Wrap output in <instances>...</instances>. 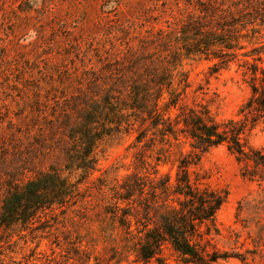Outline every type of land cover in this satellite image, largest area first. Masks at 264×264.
I'll list each match as a JSON object with an SVG mask.
<instances>
[{"label":"rangeland","instance_id":"rangeland-1","mask_svg":"<svg viewBox=\"0 0 264 264\" xmlns=\"http://www.w3.org/2000/svg\"><path fill=\"white\" fill-rule=\"evenodd\" d=\"M197 1L204 2L0 0V203L11 182L20 185L51 165L60 167L67 130L79 123L86 100L112 87L119 73L148 66L141 61L146 58L182 55L178 68L190 84L186 102L201 101L216 119L238 117L251 95L239 64L260 54L262 62H256L264 66V27L255 43L245 41L240 50L257 48L252 55L212 73L214 60L186 57L178 48L179 26ZM131 141L121 135L96 148L97 167L73 205L40 212L24 226L0 225V264H59L79 243L80 256L105 263L104 248L121 241L105 211L133 168ZM249 141L264 152V122ZM192 169L203 185L227 192L215 215L220 233L215 242L219 250L245 259L230 257L220 264H262L264 183L243 177L242 165L224 145L201 153ZM166 254L168 264H177L176 255Z\"/></svg>","mask_w":264,"mask_h":264},{"label":"trees","instance_id":"trees-1","mask_svg":"<svg viewBox=\"0 0 264 264\" xmlns=\"http://www.w3.org/2000/svg\"><path fill=\"white\" fill-rule=\"evenodd\" d=\"M261 27L264 0L197 1L179 26L178 48L186 57L214 60V73L238 56L252 55L257 48L240 50L245 41L255 43ZM261 57L240 61L251 95L236 118L216 119L201 101L186 102L190 84L178 68L182 55L146 58L142 70L119 73L112 87L93 92L79 123L67 130L63 164L38 171L20 185H7L0 225L24 226L40 212L73 205L97 167L96 148L107 139L132 136L133 168L105 211L120 232L119 245L104 248L103 263L89 254L80 256L79 243L76 254L67 253L59 264H168L166 251L176 255L177 264L244 260L241 254L219 250L215 242L220 234L215 215L227 192L203 185L192 167L201 153L224 145L242 165L243 177L264 183V152L249 141L254 127L264 122V66L256 62ZM164 166L169 169L163 171Z\"/></svg>","mask_w":264,"mask_h":264}]
</instances>
